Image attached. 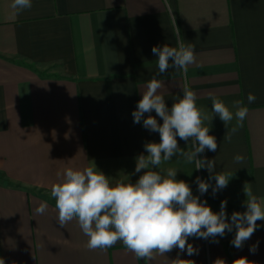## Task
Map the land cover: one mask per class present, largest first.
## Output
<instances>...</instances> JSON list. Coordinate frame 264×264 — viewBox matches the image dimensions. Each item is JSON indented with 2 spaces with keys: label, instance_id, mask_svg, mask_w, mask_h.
Returning a JSON list of instances; mask_svg holds the SVG:
<instances>
[{
  "label": "crops",
  "instance_id": "crops-1",
  "mask_svg": "<svg viewBox=\"0 0 264 264\" xmlns=\"http://www.w3.org/2000/svg\"><path fill=\"white\" fill-rule=\"evenodd\" d=\"M11 3L0 0V258L5 264H173L178 255L194 264H239L242 257L248 264H264V221H257L241 248L231 243L233 227L223 237H189L198 250L191 256L173 249L145 261L119 242L88 250V237L75 220L59 225L50 197L51 185L68 167L94 162L113 183H134L143 174L134 171L135 157L146 155L144 144L160 137L134 123L132 112L158 72L152 47L176 46L179 39L195 46L187 83L198 107L210 112L209 97L215 95L230 109L233 101L243 100L248 115L231 142L224 140L228 129L219 117L212 120L209 134L218 147L201 156L215 159L216 172L233 174L215 195L211 187L198 191L196 178L209 180L206 168L196 170L176 156L160 168L178 170L176 178L214 212L226 200L229 221L233 212L246 210L244 188L264 203V0H32L31 9L18 16ZM157 79L170 108L182 96V72L169 68ZM249 92L256 96L252 104ZM233 125L235 119L229 130ZM177 139L181 148H191V142ZM237 154L244 156L242 164L234 162ZM43 202L48 208L39 215L35 209Z\"/></svg>",
  "mask_w": 264,
  "mask_h": 264
},
{
  "label": "clouds",
  "instance_id": "clouds-1",
  "mask_svg": "<svg viewBox=\"0 0 264 264\" xmlns=\"http://www.w3.org/2000/svg\"><path fill=\"white\" fill-rule=\"evenodd\" d=\"M10 7L13 16L31 9L32 0H12ZM171 13V7L168 8ZM179 33H177L178 37ZM195 46L177 39L176 46L165 44L153 46L158 72L147 82L142 98L132 112L133 122L142 123L145 129L159 133V142H147L144 150L135 157V173L143 174L133 183L130 180H118L113 183L109 176L98 170L95 163L82 168L68 167L64 170L59 182L53 183L50 197L54 199L58 212L57 222L64 228L75 220L88 237L86 247L90 251L105 250L118 242L140 260L149 261L156 255H165L173 249L186 251L189 256L198 250L188 243L189 237L208 239L223 237L235 227L234 239L236 248L243 247L259 227L257 221H264V203L253 194L251 189L244 188L246 210L233 212L230 221L225 211L227 201H221L220 211L214 212L207 201L194 196L190 185L176 178L178 170L160 168L162 164L173 159L182 158L194 169H207L209 180L196 178L198 191L207 193L211 187L213 195L227 187L232 173L216 172L215 159L201 156L207 149L215 152L218 144L214 135H210L212 120L215 116L228 129L224 140L231 142L232 136L243 126L248 115V107L243 100L232 102L230 109L226 103L210 95L211 111L198 107L197 95L188 86L189 66L196 62ZM169 68L182 72L185 81L171 107L166 104L160 93L163 83L157 76ZM256 101L254 93L247 94V102ZM155 112V116L151 115ZM145 113H148L146 118ZM156 117L161 118L159 123ZM235 119V125H229ZM183 140L191 148L186 150L178 144ZM244 156L237 154L234 162L242 164ZM160 169L159 171L155 169ZM60 174L58 173V176ZM215 179V184L210 183ZM47 202L40 203L35 209L39 215L47 211ZM258 242L250 248L255 252ZM0 264H5L0 258ZM173 264H194L183 260L179 255ZM217 264V261H216ZM239 264H248L245 257L239 258Z\"/></svg>",
  "mask_w": 264,
  "mask_h": 264
}]
</instances>
